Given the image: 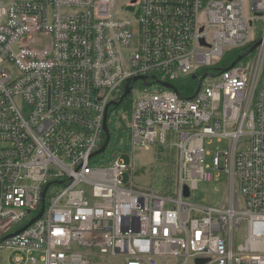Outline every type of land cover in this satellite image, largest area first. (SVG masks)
<instances>
[{
    "label": "built area",
    "instance_id": "obj_1",
    "mask_svg": "<svg viewBox=\"0 0 264 264\" xmlns=\"http://www.w3.org/2000/svg\"><path fill=\"white\" fill-rule=\"evenodd\" d=\"M120 107L133 149L165 154L163 189L108 157ZM207 138L228 139L210 164ZM209 169L227 173L222 205L192 201ZM0 249L10 264H264V0H0Z\"/></svg>",
    "mask_w": 264,
    "mask_h": 264
},
{
    "label": "rangeland",
    "instance_id": "obj_2",
    "mask_svg": "<svg viewBox=\"0 0 264 264\" xmlns=\"http://www.w3.org/2000/svg\"><path fill=\"white\" fill-rule=\"evenodd\" d=\"M10 1V0H8ZM249 7L247 3V8ZM17 49V47H15ZM130 48L123 49V54L127 57L130 53ZM150 90H155V87H150ZM129 109L120 107L112 109L109 116V127L111 129V141L107 149V155L110 157L114 152L122 153V160L127 165L133 164L134 172L128 171L125 174V182H134L143 187H153L156 190L162 189L163 179L166 175L167 162L165 154L162 153L158 146L151 149L135 147L130 136L129 124ZM228 147V139L224 138H207L205 142L206 151L210 152L206 155V164L211 163L212 156L218 150H223ZM245 144L241 143L239 149H244ZM107 155L97 157V163H101L102 158L107 159ZM174 164V169H175ZM214 174L211 180H200L197 188L192 192V201L201 206L222 205L225 197L228 194V177L224 170L215 171L208 170ZM236 198L241 202V197L237 193ZM241 206V205H240ZM12 252L8 249H0V264H10Z\"/></svg>",
    "mask_w": 264,
    "mask_h": 264
},
{
    "label": "water",
    "instance_id": "obj_3",
    "mask_svg": "<svg viewBox=\"0 0 264 264\" xmlns=\"http://www.w3.org/2000/svg\"><path fill=\"white\" fill-rule=\"evenodd\" d=\"M261 43V41H257V42H255L247 51H245V52H243V53H241L236 59H235V61L232 63V65L231 66H233V65H235L237 62H239V61H241L245 56H247L249 53H251V52H253L257 47H258V45ZM208 75V73H205L201 78H200V80H199V88H200V86H201V83H202V81H203V79L206 77ZM193 77L195 78V75H193ZM143 79H146L145 77H142ZM138 79V77H136V78H134V81H136ZM163 84V86H165L166 88H171V89H174L175 91H176V89H175V86L172 84V83H168V82H164V83H162ZM129 91H130V86H129V81H128V84L126 85V88H125V92H124V95L121 97V99H120V101L119 102H117L116 103V105H119L120 104V102L123 100V98L129 93ZM104 129L106 130V132H107V138H106V142H105V144L95 153V155L96 154H99V153H101V152H103V151H105V149L107 148V145H108V142H109V139H110V135H109V130H108V128H107V124L105 123V125H104ZM48 188V186L45 188V190H44V194H45V191H46V189ZM43 194V195H44ZM185 195H189V190L186 188V190H185ZM42 215V212H40V214L38 215V216H36L34 219H32L27 225H25L24 227H23V229H25V228H27L29 225H31L33 222H35L40 216ZM22 229V230H23ZM18 232H20V231H18ZM18 232H16V233H18ZM10 237V235L9 236H7V237H5V238H3V240H5V239H7V238H9Z\"/></svg>",
    "mask_w": 264,
    "mask_h": 264
},
{
    "label": "trees",
    "instance_id": "obj_4",
    "mask_svg": "<svg viewBox=\"0 0 264 264\" xmlns=\"http://www.w3.org/2000/svg\"><path fill=\"white\" fill-rule=\"evenodd\" d=\"M245 48H237L229 50L221 65H229L231 64L243 51ZM196 86V82L191 77H185L183 79L178 80L177 87L182 92L183 95H190Z\"/></svg>",
    "mask_w": 264,
    "mask_h": 264
},
{
    "label": "crops",
    "instance_id": "obj_5",
    "mask_svg": "<svg viewBox=\"0 0 264 264\" xmlns=\"http://www.w3.org/2000/svg\"><path fill=\"white\" fill-rule=\"evenodd\" d=\"M174 170H175V169H172L173 173H174ZM168 171H169V169H166V175H167ZM164 178H165V177H164ZM164 183H165V182H164V179H163V187H164ZM163 187H162V189H163Z\"/></svg>",
    "mask_w": 264,
    "mask_h": 264
}]
</instances>
